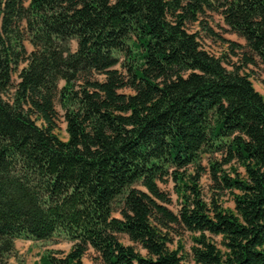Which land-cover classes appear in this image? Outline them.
Instances as JSON below:
<instances>
[{"label": "trees", "instance_id": "16d2710c", "mask_svg": "<svg viewBox=\"0 0 264 264\" xmlns=\"http://www.w3.org/2000/svg\"><path fill=\"white\" fill-rule=\"evenodd\" d=\"M213 13L245 43L214 32ZM249 63L264 69V0H0V264H23L18 239L57 237L69 250L40 264L90 250L98 264H186L172 247L185 231L197 264H264V96Z\"/></svg>", "mask_w": 264, "mask_h": 264}, {"label": "rangeland", "instance_id": "374dc122", "mask_svg": "<svg viewBox=\"0 0 264 264\" xmlns=\"http://www.w3.org/2000/svg\"><path fill=\"white\" fill-rule=\"evenodd\" d=\"M209 25L212 27L213 31L218 33L221 38H226L231 41H235L240 44H244V39L237 36L234 33L228 31L227 26L223 23L220 15L213 13L209 19ZM220 37L208 36L202 32H200L199 39L202 42L203 46L211 51L212 53L219 55L225 49V44L223 43ZM26 47L28 50L32 49V46L26 42ZM75 47V43L72 44V48ZM233 61H236L235 56H231ZM228 68L231 67L230 64H226ZM244 71L250 74V79L252 80L254 88L260 92L264 96V69L262 64H247L245 66ZM58 111V119H57V128L56 132L62 139H66V132H65V122L62 118L63 111L57 107ZM215 157H219L218 154H215ZM207 162L204 160L203 165H206ZM233 164V163H232ZM234 165V164H233ZM229 165L223 166V168L227 169ZM237 171L243 173V169L241 167H237ZM210 180L208 178V174H205L201 181L200 185L202 188L203 193L206 195L209 193L210 189ZM160 187L168 193V196L172 200V204L170 208L173 210L177 209V201H176V194L173 189V182L169 180L166 183L160 184ZM222 204L225 207H230L233 209L234 204L229 195H224L222 198ZM120 239L125 244H133L126 235H120ZM216 241H219V237L215 238ZM181 243L183 246L182 253L185 254V263L186 264H197L190 254V247L192 245V241L190 239L189 232H183L181 238L179 240H175V243L172 247H175L176 244ZM71 246V242L65 240L62 237H57L51 240H31V239H18L16 240V250L18 254V258L22 261L23 264H40V257L42 254L52 253V252H67ZM144 252L143 250H141ZM83 261L85 264H98L96 262L95 254L92 250L88 251L87 254L84 256ZM11 262H17L16 259L11 258Z\"/></svg>", "mask_w": 264, "mask_h": 264}]
</instances>
